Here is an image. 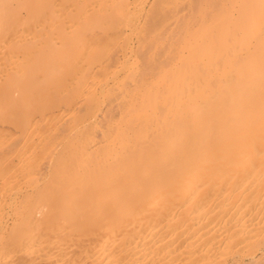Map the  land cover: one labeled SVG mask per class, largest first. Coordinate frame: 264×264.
I'll return each instance as SVG.
<instances>
[{
  "label": "bare ground",
  "instance_id": "6f19581e",
  "mask_svg": "<svg viewBox=\"0 0 264 264\" xmlns=\"http://www.w3.org/2000/svg\"><path fill=\"white\" fill-rule=\"evenodd\" d=\"M0 264H264V0H0Z\"/></svg>",
  "mask_w": 264,
  "mask_h": 264
}]
</instances>
